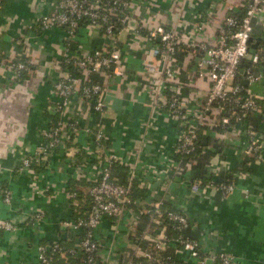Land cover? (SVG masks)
I'll list each match as a JSON object with an SVG mask.
<instances>
[{"label":"crops","instance_id":"1","mask_svg":"<svg viewBox=\"0 0 264 264\" xmlns=\"http://www.w3.org/2000/svg\"><path fill=\"white\" fill-rule=\"evenodd\" d=\"M56 5L57 0H5L0 7V52L10 59L27 57L32 63L31 70L16 80L10 81L9 71L0 73V222L10 220L18 225L14 231L0 230V264L34 263L39 241L66 238V230L55 221L88 204L91 181L106 164L96 156L91 133L85 131L97 119L92 102L73 98L67 112L57 117L67 121L77 118L81 129L44 166L30 171L21 168L22 158L31 154L39 142L40 130L57 118L52 112L57 101L53 85L67 73L62 60L75 52L72 47L66 51L69 38L64 29L44 32L37 25L39 17ZM244 9L245 0H132L134 17L143 26L163 25L178 33L182 41L176 55L178 64L168 83L180 90L185 103L204 96L209 86L207 78L196 76L198 45L214 43L222 20ZM203 22V29L196 32V25ZM252 38L264 39L263 22H253ZM72 41L74 48L85 53L102 46L105 37L84 24ZM116 48L122 55V76H110L107 71L87 76L106 88V106L100 121L105 145L118 159L112 168L113 176L124 181L128 166H134V191L139 204L160 199L172 202L187 215L204 249L229 252L234 255L235 264H264V164L251 161L245 165L237 155L242 127L224 134L214 126L199 129L201 156L196 164L182 158L178 167L172 168L168 160L179 126L152 105L147 66L156 62L151 43L143 37L132 38L124 29L118 35ZM249 91L264 104V81L251 84ZM163 96L161 93L160 98ZM246 121L264 131V113L250 115ZM199 164L205 170L202 176L212 178L211 181L220 178V174H234V189L222 196L208 180L198 191H192L190 182L195 179L194 168ZM117 166L124 168V174ZM242 166L246 171L241 170ZM32 180H37L42 188L33 199L26 198ZM5 188L12 192L10 204L2 200ZM67 188L76 194L75 206L65 195ZM36 208L45 212V220L34 227L26 225ZM145 222L144 230L154 228L150 222L147 226L148 220L140 221L136 210H132L117 222L105 218L101 233L108 239L115 237L113 244L124 261L132 250L130 236Z\"/></svg>","mask_w":264,"mask_h":264},{"label":"built area","instance_id":"2","mask_svg":"<svg viewBox=\"0 0 264 264\" xmlns=\"http://www.w3.org/2000/svg\"><path fill=\"white\" fill-rule=\"evenodd\" d=\"M4 1L0 0V7ZM263 14L264 0H245L242 14L230 13L222 20L214 43L198 45L196 76L207 78L209 86L205 95L196 98L193 103H185L180 90L168 83L174 77L178 64L176 55L182 42L178 33L163 25L143 26L134 17L132 0H57L54 10L39 17L37 25L41 31L64 29L69 38L66 51H70L71 47L75 50L73 55H66L62 60V63L71 64L73 70L67 71L54 83L57 101L52 112L56 113V117L63 115L73 98L91 100V109L97 119L85 131L91 133L96 156L102 157L106 164L91 181L87 192L88 204L82 210L74 209L75 213L71 216L55 221L66 230L67 237L44 243L39 241L35 262L21 264H59L58 261L62 262L60 264H235L233 254L223 250H206L198 239L183 234L170 237L163 218L173 222L174 228L182 230L191 227L187 215L172 202L160 199L142 205L132 199L136 180L134 166H128L124 181L113 176L112 166L118 159L105 145L104 128L100 121L106 106V88L98 82H91L87 76L100 71H107L110 76H122V55L116 48L119 33L126 29L134 39L143 37L151 43L156 62L147 66L151 74L152 105L155 111L165 112L179 126L168 164L176 169L182 158L196 164L198 131L209 126L216 127L221 134L241 126L242 144L237 155L242 160L249 157L264 164V131L254 129L246 121L250 115L264 113V104L249 91L251 84L264 81V39L254 41L252 38L253 22L264 23ZM84 24L101 32L105 43L81 53L77 46L74 48L72 40ZM204 25L205 22L197 24L196 32ZM255 42L257 45L253 48L251 45ZM31 64L29 58L8 60L0 52V73L9 71L10 81L29 72ZM161 93L164 96L160 98ZM80 129L77 118L67 121L57 117L50 120L40 130L39 142L33 152L22 158L21 168L30 171L44 166L54 153L65 149V141L72 140ZM88 161L86 159V163ZM83 164L81 167H84ZM209 185L214 186L222 196L234 189L231 180L210 181ZM201 187V180H191L192 191L196 192ZM41 192L37 180H32L26 198L33 199ZM65 195L71 199V206H75V192L67 188ZM2 200L10 204L12 192L9 188L3 190ZM165 204L177 210L165 208ZM132 210H136L137 216L140 213L149 214L150 222L155 226L150 231L144 230L136 240L130 239L132 250L126 253L123 261L120 250L113 244L115 237L106 238L101 233V226L105 218H113L117 222L124 213ZM45 216L42 209L36 208L28 216L26 225L34 227L43 222ZM17 228L18 225L10 220L0 222V230L10 232ZM63 240L70 241L72 246L65 250L60 244Z\"/></svg>","mask_w":264,"mask_h":264},{"label":"trees","instance_id":"3","mask_svg":"<svg viewBox=\"0 0 264 264\" xmlns=\"http://www.w3.org/2000/svg\"><path fill=\"white\" fill-rule=\"evenodd\" d=\"M244 12V11H243ZM242 12V13H243ZM242 13H239V14H242ZM6 58V57H5ZM24 58H27V57H23V56H21V57H17V58H14V59H12V60H14V61H17V60H22V59H24ZM6 59H8V60H11L10 58H6ZM31 67H32V64H31ZM62 67L64 68V69H67V71H72L73 70V66L71 65V64H65V63H63L62 64ZM23 75H25V73L24 74H22V76ZM21 76V77H22ZM18 78H20V77H17V79ZM255 129V128H254ZM200 156H201V154H200V150H199V148H198V150H197V154H196V158L197 159H199L200 158ZM187 159V158H186ZM253 160V158H249V157H246V158H244V160H243V162L242 163H244L245 165L247 164V163H249L250 161H252ZM114 166L115 165H113L112 166V168L114 169ZM115 168H119V170H120V173L121 174H124V168H122V167H115ZM194 168V167H193ZM241 170L244 172V171H246V170H244V167L242 166L241 167ZM118 171V170H117ZM198 171H200L199 173H198ZM241 171V172H242ZM205 173V170H204V168L202 169L201 168V166H200V164L199 165H197V167H195L194 168V174H195V176H194V178L195 179H199V180H201V182L203 181V174ZM232 174V173H231ZM229 175V174H220V178H218V179H216L215 181H212L213 183L214 182H226V181H228V180H231V181H233V176H234V174L233 175ZM205 180L202 182L203 184H205V183H207L208 182V180H209V182L211 181V179L212 178H207V177H205L204 178ZM207 180V181H206ZM135 184V183H134ZM135 189H134V186H133V191H132V199H134V200H136V192L134 191ZM165 208H169V209H172V210H177V209H175V208H173V207H171L170 205H168V204H165V206H164ZM138 219H140V221H144V220H148V225L147 226H149V222L151 221V219H150V216H149V214H145V213H140V214H138ZM163 222H164V224L166 225V232H167V234L170 236V237H174V236H176V235H178V234H183L184 236H187V237H189V238H195V239H197L196 238V236H195V230L194 229H192L191 227H189V228H186V229H182V230H179V229H177V228H174L173 227V222H171V221H169L166 217L165 218H163ZM146 225V222L145 223H143V224H141V225H139V226H137L136 228H135V233L133 234V235H131L130 236V239L132 240V241H134V240H136V238H138L139 236H140V234L144 231V229H143V227ZM150 225H154V223H151L150 222ZM143 229V230H142ZM40 242H42V243H44V241H40ZM60 244L64 247V249L65 250H67L68 248H70L71 246H72V243L70 242V241H65V240H63V241H60ZM172 249V247L169 249V250H171ZM68 256H69V254H68ZM69 259H72L71 257H69ZM58 263L60 264V263H62L61 261H58Z\"/></svg>","mask_w":264,"mask_h":264},{"label":"water","instance_id":"4","mask_svg":"<svg viewBox=\"0 0 264 264\" xmlns=\"http://www.w3.org/2000/svg\"><path fill=\"white\" fill-rule=\"evenodd\" d=\"M256 45H257V42H255L253 45H251L253 48L254 47H256ZM111 69H112V67H111Z\"/></svg>","mask_w":264,"mask_h":264}]
</instances>
